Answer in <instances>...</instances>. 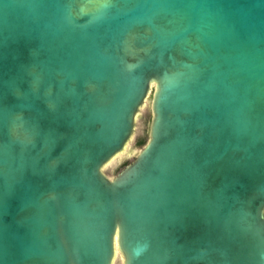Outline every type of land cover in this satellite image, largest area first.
Returning a JSON list of instances; mask_svg holds the SVG:
<instances>
[{
	"label": "water",
	"instance_id": "obj_1",
	"mask_svg": "<svg viewBox=\"0 0 264 264\" xmlns=\"http://www.w3.org/2000/svg\"><path fill=\"white\" fill-rule=\"evenodd\" d=\"M0 264H264V0H0Z\"/></svg>",
	"mask_w": 264,
	"mask_h": 264
},
{
	"label": "rangeland",
	"instance_id": "obj_2",
	"mask_svg": "<svg viewBox=\"0 0 264 264\" xmlns=\"http://www.w3.org/2000/svg\"><path fill=\"white\" fill-rule=\"evenodd\" d=\"M149 122H150V110L148 105L147 109L142 114L140 120L139 133L136 135L135 139L132 142V148L130 150L131 155H126L125 157L117 161L116 164L109 171L110 174L114 175L117 172H119L126 164H128L133 159L134 153L145 144L147 139V129ZM140 141H142V143H140Z\"/></svg>",
	"mask_w": 264,
	"mask_h": 264
},
{
	"label": "trees",
	"instance_id": "obj_3",
	"mask_svg": "<svg viewBox=\"0 0 264 264\" xmlns=\"http://www.w3.org/2000/svg\"><path fill=\"white\" fill-rule=\"evenodd\" d=\"M140 143H142V141H140Z\"/></svg>",
	"mask_w": 264,
	"mask_h": 264
}]
</instances>
